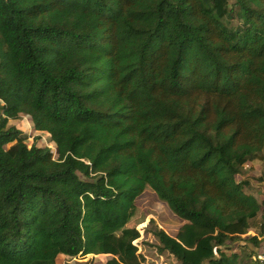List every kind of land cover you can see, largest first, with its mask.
Instances as JSON below:
<instances>
[{"label": "trees", "instance_id": "16d2710c", "mask_svg": "<svg viewBox=\"0 0 264 264\" xmlns=\"http://www.w3.org/2000/svg\"><path fill=\"white\" fill-rule=\"evenodd\" d=\"M0 103V264H146L147 189L182 221L155 233L178 264L264 246L238 181L264 152V0H0Z\"/></svg>", "mask_w": 264, "mask_h": 264}, {"label": "rangeland", "instance_id": "374dc122", "mask_svg": "<svg viewBox=\"0 0 264 264\" xmlns=\"http://www.w3.org/2000/svg\"><path fill=\"white\" fill-rule=\"evenodd\" d=\"M1 106L2 103H0V111ZM29 124L30 121L25 116L17 123L12 121L9 123L10 126L17 127L27 135V143L29 146H32L38 135L33 131L32 125L30 124L29 126ZM40 138V141L37 143L38 146L50 148L54 153V157L57 158V146L51 137L47 134H42ZM262 177H264V152L262 160L256 161L255 164L246 165L242 176L238 178V181L247 180L250 182V186L245 189L246 193L255 197L260 203L264 199V183L260 180ZM261 224L262 214H259L257 219L251 221L249 237L259 234ZM181 225L182 221L170 211L165 203L158 199L151 189H147L137 199L131 226H136L141 234V239L136 243L140 247L139 252L143 253L146 257V264H178L169 253L160 252V244L155 233L157 229H162L170 235H176ZM229 245H231V250H235L240 254V264H255L251 256V251L254 250L251 242L249 244H246V242L232 244L231 242ZM244 245L245 247H243ZM111 258L108 255L79 256L78 258L59 256L57 264H107Z\"/></svg>", "mask_w": 264, "mask_h": 264}, {"label": "built area", "instance_id": "2783aa9c", "mask_svg": "<svg viewBox=\"0 0 264 264\" xmlns=\"http://www.w3.org/2000/svg\"><path fill=\"white\" fill-rule=\"evenodd\" d=\"M254 261L264 262V246L253 256Z\"/></svg>", "mask_w": 264, "mask_h": 264}, {"label": "crops", "instance_id": "0c3cea01", "mask_svg": "<svg viewBox=\"0 0 264 264\" xmlns=\"http://www.w3.org/2000/svg\"><path fill=\"white\" fill-rule=\"evenodd\" d=\"M16 123H17V122H16ZM29 126H30V124H29ZM36 134H37V135H40V133H38V132H36ZM253 164H255V163H253Z\"/></svg>", "mask_w": 264, "mask_h": 264}]
</instances>
